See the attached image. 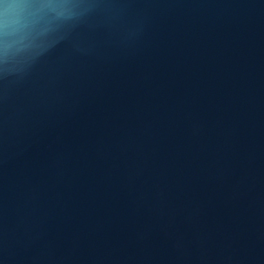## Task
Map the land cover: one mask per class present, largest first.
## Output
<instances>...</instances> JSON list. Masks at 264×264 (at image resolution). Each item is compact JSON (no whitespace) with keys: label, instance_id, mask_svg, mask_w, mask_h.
Masks as SVG:
<instances>
[{"label":"water","instance_id":"95a60500","mask_svg":"<svg viewBox=\"0 0 264 264\" xmlns=\"http://www.w3.org/2000/svg\"><path fill=\"white\" fill-rule=\"evenodd\" d=\"M0 264H264V0H0Z\"/></svg>","mask_w":264,"mask_h":264}]
</instances>
